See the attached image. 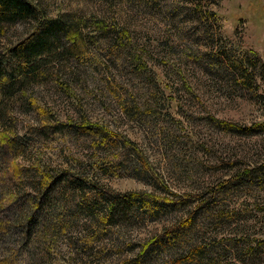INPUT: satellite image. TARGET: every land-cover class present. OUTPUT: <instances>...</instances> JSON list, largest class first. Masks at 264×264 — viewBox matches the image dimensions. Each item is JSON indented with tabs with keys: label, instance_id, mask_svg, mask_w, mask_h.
<instances>
[{
	"label": "rangeland",
	"instance_id": "1",
	"mask_svg": "<svg viewBox=\"0 0 264 264\" xmlns=\"http://www.w3.org/2000/svg\"><path fill=\"white\" fill-rule=\"evenodd\" d=\"M27 1L49 17L81 18L89 52L61 61L53 76L25 89L22 110L12 109L7 122L0 117L5 142L24 144L11 155L20 169L16 189L7 186V161L0 160V217L11 221L0 236V258L32 264L35 248L44 264H124L196 211L183 245L161 249L146 264H264V131L257 127L264 124V0ZM98 21L127 38L118 43L116 31L94 33ZM35 26L2 23L0 51ZM245 58L248 67L230 65ZM48 114L61 130L40 137L33 130ZM98 126L133 143L139 155L113 164L108 157L119 151L101 145L91 132ZM66 170L101 190L201 197L156 219L122 208L92 241L101 213L87 208L92 187L40 207L43 182ZM15 195L16 207L1 208ZM32 206L49 220L38 248L35 241L26 246L15 223Z\"/></svg>",
	"mask_w": 264,
	"mask_h": 264
},
{
	"label": "trees",
	"instance_id": "2",
	"mask_svg": "<svg viewBox=\"0 0 264 264\" xmlns=\"http://www.w3.org/2000/svg\"><path fill=\"white\" fill-rule=\"evenodd\" d=\"M26 20L35 21V29L16 46L7 49L6 52L4 50L0 51V117L5 122L11 116L10 111L12 109L16 107L22 110V106L27 100L26 88L53 76V70H56V66L61 61L79 60L89 52L87 40L90 38L86 30H84V25L87 23L81 18L74 17L71 14L59 15L53 18L45 15L40 8H37L27 0H0V25L2 23H18ZM94 29V33L100 34L116 31L118 33H116L118 43H123L122 40L127 38L126 34L122 36V29H119L117 26L107 25L104 21L96 22ZM124 47L126 50L127 46L125 45ZM248 63H252L248 58L241 60L239 64L230 61V65L239 70L243 67H248ZM30 107L36 111L38 105L36 102H33L30 104ZM50 115L48 114V117H44L45 122L41 123L40 128H34L33 133L36 132V135L46 137L49 134H53L55 130H61V126L57 124L56 119ZM53 120L54 122H51ZM218 123L223 127H228L227 124ZM257 127L262 128L264 131V124ZM252 129L254 130V128H245L244 130ZM91 132L97 135L103 147L107 145L105 148L119 151L115 152L117 157L114 154L108 157L109 159H113V164H121V159L123 162H126L128 157L139 155L133 143L125 141L122 138H116L115 136H118V133L109 130L106 126H98L97 130L92 129ZM5 141L6 136L3 134L0 136V160L3 163L4 160L7 161L5 179L7 180V186L12 190V188L16 189L15 186L20 184L21 181L19 180L20 169L11 163V155L17 154L24 144H21V141L16 140V138L7 140V142ZM43 183L46 184V187L42 188L41 184H38L40 185L38 192L39 189H43L41 191L43 192V195H41L43 198L41 199L40 207L43 206L45 201V205L51 206L52 204L54 206L60 199L58 198L59 195L64 196L70 191L92 187L89 190L90 198L86 202L87 208L91 212H98V214L101 212L100 214H103L102 216H99L100 214L96 215L94 218L98 222V225L96 232L90 234L92 241H94L98 232L103 233V227L112 223L115 212H120L122 208L129 207L142 213L146 218L156 219L164 213L178 211L189 203V200L196 201L201 197L197 195L193 197L173 198L158 196L151 192L121 194L110 188L101 190L87 180L73 177L68 170L62 171L60 175L52 179L51 182H48L49 184H47V181ZM67 199L73 200L71 196L67 197ZM18 201L17 195L3 198L1 208L9 205L16 207ZM37 209L38 206L32 212H29L25 219H18L15 223L22 224L19 232L23 234L24 239L27 241L26 246L35 241L34 243L38 248L44 245V234L49 226L46 223L49 220L46 219L47 214L42 215L37 212ZM196 214L195 211L186 219L178 221L176 225L171 226L169 229L166 228L161 235L151 239L143 246L139 256L126 260L124 264H146L151 256L159 255L161 249L168 246L183 245L188 237L186 236L187 233L194 224ZM3 216L2 218L0 217V236L6 234L7 230L11 228V221L9 218H3ZM55 224L50 225L51 229L56 228L54 227ZM32 249L34 252H32ZM29 251L32 254V264H44L45 254L35 255V248H31ZM189 253L191 255L194 251L191 250ZM0 264L13 263L7 257L0 258Z\"/></svg>",
	"mask_w": 264,
	"mask_h": 264
}]
</instances>
